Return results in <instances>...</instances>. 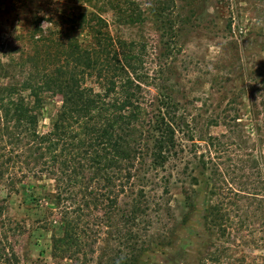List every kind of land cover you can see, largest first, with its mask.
I'll use <instances>...</instances> for the list:
<instances>
[{
    "label": "trees",
    "instance_id": "trees-1",
    "mask_svg": "<svg viewBox=\"0 0 264 264\" xmlns=\"http://www.w3.org/2000/svg\"><path fill=\"white\" fill-rule=\"evenodd\" d=\"M71 1L84 8L49 18L47 26L35 13L16 36H0V80H9L0 84V187L15 191L18 171L53 180L51 203L62 224V234L52 233L50 238L54 259L76 264L90 233L97 239L115 228L122 241L121 264H137L147 250L132 226L141 217L139 204L133 203L119 217L114 209L136 176L145 149L151 167L158 169L182 147L179 133L187 125L182 100L162 75L184 50V35L194 21L204 20L202 4L207 0H148L147 10L138 0ZM209 17L217 32L231 29L230 21L221 28ZM149 20L161 44L154 74L146 66L145 38L136 40L124 30H142ZM226 45H218L224 63L229 60ZM151 85L157 89L153 99L148 97ZM55 98L59 107L51 127L39 132L42 110ZM247 100V119L251 116L258 134L254 109L259 106L264 114V96ZM235 103L228 99V109L210 118L213 126L230 127L233 136L242 121ZM239 132V138L250 137ZM204 140L211 147L215 141L222 145L219 136ZM200 161L214 182L207 214L213 249L200 264H264V254L247 253L233 242L247 229L254 235L253 243L264 248V154L248 155L249 170L258 177L239 187L229 182L230 171L221 169L211 152L202 153ZM189 199L186 194V202ZM5 210L0 199V264H23L14 242L26 224L7 217Z\"/></svg>",
    "mask_w": 264,
    "mask_h": 264
},
{
    "label": "rangeland",
    "instance_id": "rangeland-1",
    "mask_svg": "<svg viewBox=\"0 0 264 264\" xmlns=\"http://www.w3.org/2000/svg\"><path fill=\"white\" fill-rule=\"evenodd\" d=\"M138 1L143 9H148V0ZM202 7L206 10L204 20L194 21L193 28L184 35V50L173 64H167L162 75L182 100L181 110L187 124L179 133L182 147L165 167L158 169L151 167L149 151L145 149L137 164L136 176L128 189L120 194L114 209V213L120 215L133 203L139 204L141 217L132 226L140 240L145 241L147 250L137 264H200L203 257L211 253L214 239L207 229V214L214 182L209 178V171L200 165L202 153L211 152L213 161L219 163L221 169L230 171L227 178L230 183L234 180L236 187L258 177L249 170L252 164L247 162L248 155L259 157L261 152L264 154L261 108L254 109L256 116L253 117H257L260 126L258 134L251 116L247 119L251 109L247 96L257 101L264 96V75L261 74L264 72V0H207ZM83 8L71 0H0V36L3 40L16 36L35 13L47 26V19ZM210 15L221 28L228 26L230 21L231 29L217 32L208 22ZM124 30L126 36L133 34L136 40H140V36L145 38L146 66L154 74L160 65L161 44L153 22L149 20L142 30L136 26ZM224 44H227L226 56L229 58L226 63L218 47ZM16 46L13 40L12 47ZM221 57L222 63L218 62ZM8 81L0 80V84ZM147 89L148 97L153 99L157 89L154 85ZM228 99L236 102L235 110H239L242 118L241 126H235L238 130L235 136L230 127L210 124L211 117L228 109H224ZM57 100L49 99L45 104L38 121L39 132L50 129L59 107ZM239 130L250 137L239 138ZM210 135L219 136L222 145L218 147V141H215V146H209L204 139L208 140ZM17 174L20 179L16 182V190L9 191L1 186L0 199L7 217L26 224L24 234L14 242L22 263H68L51 256V234H62L59 210L51 203L55 190L53 180L33 178L30 173L20 175L19 171ZM186 194L190 195L189 202H186ZM109 232L97 239L90 233L76 264H121L122 241L116 236L115 228H110ZM260 236L261 233L258 238ZM253 237L251 231L245 229L233 242L247 253L264 254V248L255 245Z\"/></svg>",
    "mask_w": 264,
    "mask_h": 264
}]
</instances>
